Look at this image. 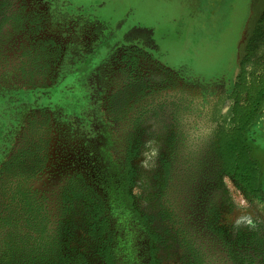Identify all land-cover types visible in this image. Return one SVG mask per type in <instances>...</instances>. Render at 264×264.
<instances>
[{
    "label": "flooded vegetation",
    "instance_id": "obj_1",
    "mask_svg": "<svg viewBox=\"0 0 264 264\" xmlns=\"http://www.w3.org/2000/svg\"><path fill=\"white\" fill-rule=\"evenodd\" d=\"M244 1L222 30L208 34L217 71L195 72L161 63L151 30L119 33L123 21L111 28L67 0H0V100L10 106L3 118L11 133L1 163H23L19 187L31 233L39 236L34 251L52 242L61 255V220L71 203L83 212L96 264H156L129 178L139 132L164 113L161 210L187 264H264V235H250L251 252L239 253L222 242L220 225L224 178L264 216V171L248 143L261 122L264 138V108L243 137L258 169L254 193L227 174L223 152L233 135L238 78L264 73V55L251 54L264 47L253 41L264 36V0ZM61 259L87 264L79 255Z\"/></svg>",
    "mask_w": 264,
    "mask_h": 264
},
{
    "label": "rangeland",
    "instance_id": "obj_2",
    "mask_svg": "<svg viewBox=\"0 0 264 264\" xmlns=\"http://www.w3.org/2000/svg\"><path fill=\"white\" fill-rule=\"evenodd\" d=\"M67 1L70 8L81 7L85 13H92L98 18L106 20L111 28H115L119 21H123L119 33L129 28L136 31L151 30L152 38L158 46L157 58L161 63H166L167 60L166 66L171 69L178 70L180 69L178 66H181L184 71L191 69L195 72L217 71L215 67L219 66L218 57L213 49H206L210 43L208 34L213 32L212 30L217 25L222 30L224 22L229 16H231L230 19L232 18V13L235 10L237 13L241 12L242 3L245 2L244 0ZM0 6L5 5L2 3ZM187 26L191 28L188 29ZM229 32L227 30L228 35L233 34V32L230 34ZM222 34L224 35L221 31L219 36ZM255 39L264 42V36L254 37L253 41ZM185 41L186 46H184ZM251 54L254 58L261 59L264 55L263 45L255 48ZM161 75L159 68V82L163 79ZM159 86L164 87L160 83ZM9 108L10 106L5 100H0V260L6 253L7 259H11V263H13L17 249L15 250L13 247L14 249L10 250L11 253L4 249L9 239L13 243L23 244L22 253L29 257L34 251L32 248L39 236L32 235L28 215L23 211L24 207L27 209V205L23 203L19 185L23 163L14 167H6L1 163L3 148L8 147L5 145H8L11 139L7 118H3L5 114L9 113ZM166 119L164 113L153 116V121L144 124V130L139 132L140 136H138L131 163L133 171L129 178L130 192L134 197L137 209L146 217L148 229L153 235L151 255L156 264H187L178 239L171 233V226L161 210V207L166 206L165 195L160 194V187H162V191H165L160 175L167 157ZM260 124L252 128L256 141L251 143L250 130L248 143L252 156L259 162L261 171H264V138L259 135ZM35 140L31 139V142L36 145ZM22 144L27 143L23 142ZM153 150H157L154 157ZM145 161H147L148 167L144 166ZM221 193L222 242H233L238 246L239 253L251 252L250 249L253 247L251 236L258 238L264 235V216L255 205L249 202L247 197L240 193L232 180L223 179ZM160 196L163 197L160 198ZM61 244V255L59 252L53 253L51 264H58V261L64 256L74 255L84 257L87 264H96V260H93L91 256L86 220L78 205L75 207L68 203L66 207L61 220ZM223 256L227 258V254ZM229 263L231 264V262Z\"/></svg>",
    "mask_w": 264,
    "mask_h": 264
},
{
    "label": "trees",
    "instance_id": "obj_3",
    "mask_svg": "<svg viewBox=\"0 0 264 264\" xmlns=\"http://www.w3.org/2000/svg\"><path fill=\"white\" fill-rule=\"evenodd\" d=\"M236 89L238 93L233 110V135L229 140L226 139L223 142V152L225 153L227 162L226 172L235 177L244 192L254 193L259 182L258 169L256 168V164L249 158L248 150L243 145V137L247 128L254 123L264 108V73L259 77L252 75L249 79H247L246 73H243L238 78ZM39 245L42 250H35L27 258L22 253L24 249L23 244L20 242L13 243L9 239L4 249L10 252L15 247L17 254L13 257V263H11L12 260L7 259L5 253L4 258L0 260V264H51V258L54 255L53 253H55L52 242L39 243ZM61 260L63 261V259Z\"/></svg>",
    "mask_w": 264,
    "mask_h": 264
},
{
    "label": "clouds",
    "instance_id": "obj_4",
    "mask_svg": "<svg viewBox=\"0 0 264 264\" xmlns=\"http://www.w3.org/2000/svg\"><path fill=\"white\" fill-rule=\"evenodd\" d=\"M156 154H157V150H153V153H152L153 157H154ZM144 166H145V167H148L147 161L144 162Z\"/></svg>",
    "mask_w": 264,
    "mask_h": 264
},
{
    "label": "crops",
    "instance_id": "obj_5",
    "mask_svg": "<svg viewBox=\"0 0 264 264\" xmlns=\"http://www.w3.org/2000/svg\"><path fill=\"white\" fill-rule=\"evenodd\" d=\"M157 54H158V52H157ZM166 63H168L167 60H166ZM178 67H181V66H178ZM173 68H174V67H173ZM175 70H177V69H175Z\"/></svg>",
    "mask_w": 264,
    "mask_h": 264
}]
</instances>
